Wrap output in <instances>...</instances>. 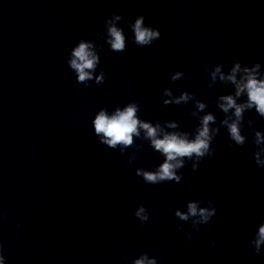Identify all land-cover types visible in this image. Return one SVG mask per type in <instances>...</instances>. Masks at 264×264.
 <instances>
[{"label":"clouds","instance_id":"9594fccd","mask_svg":"<svg viewBox=\"0 0 264 264\" xmlns=\"http://www.w3.org/2000/svg\"><path fill=\"white\" fill-rule=\"evenodd\" d=\"M119 19V17H117ZM144 17L140 16L136 19L134 25L135 31V42L140 45L149 44L153 39L160 38L161 33L158 30H153L151 28L142 27ZM111 35L114 38L112 47L115 50L124 49V37L119 30L115 27L110 29ZM89 46L85 43H81L79 47L74 51L73 55L75 59L71 61V66L76 69L79 73V80L84 81L90 78V74L85 71V69H92L94 67L96 57L88 50ZM248 91L249 106L255 104L257 110L264 114V82H258L252 77H249L246 85L243 86ZM242 90V89H241ZM239 95V91L237 92ZM227 100V111L228 107L234 106V101L231 97H225ZM202 107V106H201ZM241 108H236V114L239 116ZM135 108L129 106L124 111H117V113L111 117L107 116L104 112H101L95 119V131L97 133H103L107 138L104 142L107 143L109 147H115L117 144L129 145L132 143V134L137 130L138 121L134 118ZM211 116L204 118V127L200 132L199 136L194 142H188L184 139H180L175 135L166 136L164 139L155 140L154 145L157 150H161L167 155V160L172 161L177 156H191L193 153L198 156H202L204 153L202 149H207L208 145L202 137L208 136V121L212 120ZM147 129L149 136H155V130L150 128L147 124L142 125ZM232 136L240 142L242 138L238 134V130L235 124L231 125ZM173 165L165 162L158 174L145 173V179L147 181L155 183L158 179L164 180L166 178L170 179L172 177ZM190 212L195 215L196 207L195 205H190ZM203 209H201V214H204ZM259 239L256 241L257 253H259V245L264 242V227H261L259 233ZM137 264H144L143 260L137 261ZM153 264V262H149Z\"/></svg>","mask_w":264,"mask_h":264}]
</instances>
